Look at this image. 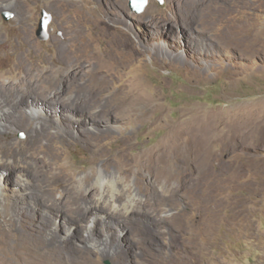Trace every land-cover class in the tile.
Here are the masks:
<instances>
[{"label":"rangeland","instance_id":"374dc122","mask_svg":"<svg viewBox=\"0 0 264 264\" xmlns=\"http://www.w3.org/2000/svg\"><path fill=\"white\" fill-rule=\"evenodd\" d=\"M22 1L0 8V103L14 111L32 90L62 103L17 104V115L36 109L32 128L51 127L31 137L0 111L1 155L7 141L29 138L16 161L40 170L37 181L24 163L0 169V264H264V0H148L140 13L131 0ZM42 10L52 16L48 39L37 35ZM164 15L172 21L160 24ZM65 108L77 112L66 122ZM194 113L208 121L205 148L187 133L163 142ZM99 173L135 189L143 207L132 225L102 208L71 219L87 205L83 177ZM220 179L219 203L208 202ZM20 180L33 185L26 218L11 211L27 204ZM40 199L64 210L48 215Z\"/></svg>","mask_w":264,"mask_h":264},{"label":"bare ground","instance_id":"6f19581e","mask_svg":"<svg viewBox=\"0 0 264 264\" xmlns=\"http://www.w3.org/2000/svg\"><path fill=\"white\" fill-rule=\"evenodd\" d=\"M24 5L25 4L23 3V1L21 2V0H13V1H10V0H0V8H11L13 10H16V9L21 8V7H24ZM66 6H68V4L65 5L62 8L65 10V7ZM79 11H81V10H79ZM79 17H81V15ZM65 21H68L69 23H72L73 22L72 17H70V16H66ZM170 21H172V20H170V16L169 15H164L163 17H160L158 19V22L160 24H165V23H168V22L170 23ZM22 33L25 34L24 39L26 41L27 46L29 48H32L34 46V40H32L30 38V36H28L29 31L27 29H24L22 31ZM31 92H28V94L25 95V96H22V94H21L22 97H20L21 99L16 103L15 108H14L15 109L14 111H12L10 107H3L1 103H0L1 104L0 105V111H2L3 114H7V121H9L11 125L16 126L17 128H21V129L27 130L29 137H31L33 134H37V133H40V134H46V133L47 134H50L49 129L51 127L49 126V124L47 125L46 123L45 124L44 123H42V124L40 123V125L38 127H35V128H32L31 127V124H30L31 121H35L37 119V115L35 113L36 112V109L35 108L32 109V111H31L32 113L29 110V111H26V112H21V113H19L17 115V111H18L17 104L18 103H21L24 100V97H33V99H34V97L35 98L36 97H41V98H43L45 100V103L47 105H48L49 102L50 103L51 102H53V103H56V102L62 103V100H60V98L57 99V100L56 99H53V98H49V97L46 96V94L39 93L36 90L35 91L32 90ZM81 96H83V95H81ZM73 101H81V102L82 101H86V102H88L89 104H91L92 106L95 107V101L92 98H90V95L89 96L84 95V97H80L78 95V97L75 98ZM32 103L35 104V105H37L38 104V101L37 102L35 101V103L34 102H32ZM42 103L48 109L51 108V106H47L43 101H42ZM73 103L76 104L75 102H73ZM64 104H65L64 106H66V107L71 106V104H69L68 102H65ZM64 106H63V108H64ZM74 109H76V108H74ZM82 109L83 110H89L90 108L88 109L87 107H84ZM61 110H63V111H61ZM58 111H59V108H58ZM73 111L72 110H68L66 108L65 109H60V113H59L61 115L60 118H63L62 120L64 122H66L67 121V118H68L67 114L68 115L71 114L73 116H75L77 114L76 110L74 111L75 113ZM65 112H67V113H65ZM64 113L66 114V116L64 115ZM92 113L94 115H97V112L94 111V110H92ZM97 116L101 117L100 119H102V116H100V115H97ZM51 118H52V116H51ZM60 118L57 119V120H58L59 123L62 124L63 122H61L62 120ZM192 119H193V121L190 124L189 123H187V124H183L182 123V124L178 125L176 128H174V127L170 128V130H169V132H167L166 137H165V140H163V142H165L166 144L172 143V145L174 147V141H178V140L182 139L181 138L182 137V134L187 133V134L190 135V137L193 140V142L195 141L198 146H201V147L205 148L206 145H207V143H208V141H209L208 140L209 134H208V131L203 126L204 125L207 126L208 121L207 122L206 121H199V118H198V115L197 114H195V116ZM69 121H71V120H69ZM1 122H2V120L0 119V133H3V132L8 131V127H5V125H3ZM98 125L99 126H103V124L101 122L97 123L96 126H98ZM228 136L230 138H233L234 137V134L232 133V131L229 133ZM228 136L225 137L224 135H222L221 137H219V140L221 141L220 143H223L228 138ZM215 138H216V136H215ZM6 145H7L8 150L6 151L5 155H1V153H0V169H2V168L5 169L6 168V169H10V170L12 169L14 171L19 166L18 165L19 163H24V164L30 165L31 170H33V171L36 172V174H37V177L36 178H37V181H39L38 175L40 174V170H39V164L37 162H35V161L32 162L30 160L28 162H25V161H19V162H17L16 161V159L18 158L17 157V154L18 153L21 154V153H23L26 150L27 151L30 150V146L32 145L31 139L28 138L24 142L7 141L6 142ZM8 151H11V152L14 153L15 159H11V161H8L7 160L8 157L6 155L9 154ZM199 151H198V153H199ZM204 154H205V151H204ZM0 175H2V174L0 173ZM9 178H8V181L4 180L5 184H6V182H9ZM54 178H56V179H54V181L56 182V185L59 182H61V183H63V187L65 188V184H64L65 178L64 177H58V178L57 177H54ZM20 181H21V188H20V190L22 192L23 191L25 192V195L26 196L24 195L25 196L24 197V201L27 204H23V203H20L19 202V205L16 208H14V206H11V211L13 212V214L16 213V212H18V213L19 212H21V213L23 212V214L21 216L23 218L25 216V218H26V215L24 214V211H26V210H23L21 208H23L22 207L23 205H28V203H29L28 198H34L33 197L34 195L32 196V192L30 191L32 189L33 185L26 183L24 180L23 181L20 180ZM123 182H124V180L123 181L122 180H118L113 175H107L105 173H99L93 179H92V176L91 175H86L85 177H83L82 183H84V185L82 187H84L85 185L91 187V190L88 192V194L84 198V200H85V202H86L87 205H86L85 209L84 208L83 209L82 208H74L73 215H70L69 214L71 216V219H73V220H75L77 222H81L83 220H86L84 216L90 210L97 209V208H102V210L105 211L104 212L105 215H107L109 217L116 215V217H118V219H119V221L121 223H124L125 222L127 224H131L132 221L129 220V218L134 213H136L137 210H139L143 206H142V203L137 199V194H134L133 193L135 191V189L133 191H131V190H129V188H125L126 186H125V184ZM223 183H224V180H222V179H220V180H218L216 182V186L213 187L212 194L208 197V202H215V203L218 202L219 203V198H221L220 195L223 192V186H224ZM94 188H96V190H100L101 191L100 196H98V197L96 196L95 197L96 191L93 190ZM40 202L41 203L43 202V205L38 204V205H36V207L37 208L44 209L45 212H46V214H48V215H52V213L54 212L53 213V216H55V218L57 216L56 213H55V211H57V212H60L61 211L62 212L64 210L61 207H59L57 204L56 205H53V206H51V205H48L47 206L45 204V202H44V199H40ZM20 204H22V205L20 206ZM43 206H45V207H43ZM27 207H30V206H27ZM20 210H22V211H20ZM64 212H66V211H64ZM35 217H36V215H35ZM29 220H31V219L29 218ZM23 223H25V222H23ZM26 229H28L29 231L33 230V228L31 229L30 227H27V226H26ZM37 229H36V233H37ZM88 235L89 236L86 239L91 241L92 240L91 239V236H90V234H88ZM84 251H85V253L90 254V252L92 250L91 249H84Z\"/></svg>","mask_w":264,"mask_h":264},{"label":"water","instance_id":"95a60500","mask_svg":"<svg viewBox=\"0 0 264 264\" xmlns=\"http://www.w3.org/2000/svg\"><path fill=\"white\" fill-rule=\"evenodd\" d=\"M160 3H163L164 0H159ZM148 4V0H131V5L133 9L140 13L144 11ZM11 15L9 13L4 14L5 19H10ZM52 16L50 13H48L46 10H42L41 12V18L39 21V27L37 29V35L41 39H48L49 33H48V25L51 22Z\"/></svg>","mask_w":264,"mask_h":264}]
</instances>
